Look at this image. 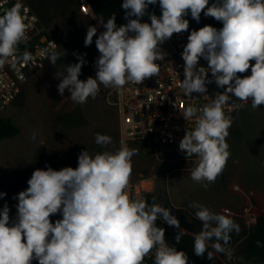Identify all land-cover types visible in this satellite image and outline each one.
<instances>
[{"label": "clouds", "instance_id": "obj_1", "mask_svg": "<svg viewBox=\"0 0 264 264\" xmlns=\"http://www.w3.org/2000/svg\"><path fill=\"white\" fill-rule=\"evenodd\" d=\"M157 3L161 14L148 13L149 5ZM22 7L17 0L0 14V67L17 58L19 44L27 39L29 25ZM121 7L126 24L118 26L113 14L106 22L98 18L105 29L99 35L97 27L87 28L85 47L96 37L99 52L95 77L79 79L87 61L86 53L77 55L78 62L66 66L60 75L58 93L64 96L67 89L73 103L84 104L98 95L101 85L115 89L128 83L139 85L159 75L157 61L167 55L161 45L174 34L189 30L185 19L189 12L197 23L201 13L222 23L219 29L204 25L192 30L181 54L184 79L180 87L186 95L198 93L209 102L183 110L185 120L194 119V128L185 132L179 150L188 158L197 157L191 179L207 188L231 155L226 138L233 119L224 111L229 94L241 102L233 104L235 109L249 102L253 109L264 105V0H213L211 4L209 0H123ZM146 14L150 23L141 22ZM50 47L49 62L56 65L60 58L57 45L52 42ZM201 58L207 61V68L198 66ZM19 59L27 64L33 55L26 49ZM249 69L251 75H239ZM213 81L224 89L215 98L206 94V85ZM111 142L108 135L95 136L98 145ZM135 154L122 144L115 151L95 155L82 151L75 168L34 170L26 190L15 197V220L10 222L6 203L0 211V264H32L33 260L38 264H145L151 253L154 264H189L188 254L169 246L165 229L157 226V220H163L175 227L179 231L174 239L180 243L187 230L171 210L128 195ZM6 195L0 192V198ZM189 206L197 209L195 217L202 222L201 231L194 234V255L207 253L212 260L215 253H221L231 260L233 253L226 245L233 231L239 233V225L231 216L214 213L204 205ZM57 214L62 218L53 223L51 217ZM256 243L262 246L260 241Z\"/></svg>", "mask_w": 264, "mask_h": 264}, {"label": "rangeland", "instance_id": "obj_2", "mask_svg": "<svg viewBox=\"0 0 264 264\" xmlns=\"http://www.w3.org/2000/svg\"><path fill=\"white\" fill-rule=\"evenodd\" d=\"M82 3V0H80ZM80 3V6H81ZM57 18L49 33L60 31L67 20L63 11L55 10ZM81 16L97 27V32L105 31L95 20ZM79 25V23H78ZM59 40L60 58L56 65L51 63L34 72L24 85L22 94L8 106L0 117L9 118L20 128V134L0 141V192L7 195L0 198V211L6 203L10 209V222L16 218L18 193L26 190L27 181L36 169L51 166L55 170L63 167L75 168L82 151L90 155L104 151H115L124 144L121 135V116L109 93L114 88L100 86L98 95L89 98L84 104H75L65 90L64 96L58 93L57 85L66 66L77 63L81 53L74 45V36L80 33L79 26ZM99 53L89 64L82 67L79 79L95 77V61ZM241 76L251 75L249 69ZM97 133L108 135L112 142L106 146L95 143ZM231 153L225 168L214 183L207 188L191 179L190 172L196 166L195 159H183L174 154H156L144 142L126 145L135 150L132 157L130 182L142 177L156 178V195L162 193L170 197L177 209L188 210L195 217L197 209L190 207L198 203L214 213L226 214L224 210L240 212L247 198L236 187L244 191H253L258 199L254 206L258 214L264 212V105L257 109L251 103L243 104L229 129L226 138ZM125 145V144H124ZM239 225L241 235L248 225L242 217L229 215ZM62 217H51L54 223ZM232 264H239L240 258L232 249ZM214 264H229L219 253L215 254ZM34 264L38 261L34 260ZM252 264H264L254 261Z\"/></svg>", "mask_w": 264, "mask_h": 264}, {"label": "built area", "instance_id": "obj_3", "mask_svg": "<svg viewBox=\"0 0 264 264\" xmlns=\"http://www.w3.org/2000/svg\"><path fill=\"white\" fill-rule=\"evenodd\" d=\"M16 2L17 0H0V14H3ZM20 3L23 5L21 14L26 17L25 23L29 25L27 39L19 44L17 58L0 67V114L21 95L29 77L50 64L52 42L56 43L55 50L60 56L59 42L51 37L29 2L20 0ZM80 9L83 15L99 23L98 18L101 17L97 15L87 0H82ZM192 30L198 29H189L181 34H174L170 40L161 45L167 55L164 60L157 61L160 64L158 76L146 78L139 85L128 83L122 89L114 88L109 93V97L113 98L112 104L117 106L120 111L121 135L125 145L137 141L145 143L150 139L155 141L160 148V152H154L156 154L169 153L183 159L196 158L195 155L188 158L185 152L179 150V142L185 132L194 128V119L185 120L182 116L183 110L189 105L199 108L209 102L198 93H193L191 96L186 95L180 87L181 81L184 79V61L181 54ZM26 49L33 55V60L27 64L19 59ZM198 66L207 68V61L201 58ZM208 78L212 79L210 72ZM206 87V94L211 98H215L217 92L224 91V89L218 88L214 81L207 84ZM229 95L231 99L229 104L224 106V111L226 115H231L234 122L242 106L235 109L233 104L241 102L231 94ZM156 187L155 177L142 176L129 182L128 195L132 199H144L148 202L149 198L155 195ZM236 189L246 196L245 206L240 212L229 209L224 212L242 217L248 228L252 229L257 225L258 217L261 215L258 214L253 204L258 199L253 191H244L240 186H237ZM163 222V220H157V226L161 227ZM165 239L169 246L176 247L166 237ZM145 264H154V253L145 258Z\"/></svg>", "mask_w": 264, "mask_h": 264}, {"label": "trees", "instance_id": "obj_4", "mask_svg": "<svg viewBox=\"0 0 264 264\" xmlns=\"http://www.w3.org/2000/svg\"><path fill=\"white\" fill-rule=\"evenodd\" d=\"M34 10V12L39 16L42 24L46 28H50L52 23L57 18L55 14L56 9L63 11V16L66 18L67 22L60 31H53L50 33L51 37L57 41L61 40L68 34H70L78 25L80 33L74 36V45L76 49L81 53L85 54L84 59L87 61L86 64L91 63L98 54V50L95 46V39L93 38L92 45L85 47L84 39L86 36L88 26H92V23L88 20H85L80 14V0H27ZM94 11L106 22L107 19L115 14L116 23L118 26L126 24L127 20L124 19L125 11L121 7L123 0H87ZM213 0H209L211 4ZM148 13H155L157 16L161 14L158 3L156 5H149L147 9ZM135 19V17H132ZM189 21V29H199L204 25H212L217 29L222 28V23L216 21L212 17H205L201 13V18L199 23L194 20L190 12L185 17ZM141 22L150 23L149 17L146 14L141 18ZM97 35L99 33L97 32ZM254 63V61L250 62ZM22 94V93H21ZM20 134V128L15 125L11 119L0 117V141L7 139L9 137L17 136ZM147 146H150L154 152H160L158 144L153 140H148L145 142ZM1 187V185H0ZM149 204L157 203L161 206L169 208L171 214L174 215L179 221L182 229L187 230V234L184 235L179 244H176L174 237L177 234V230L173 226H169L166 222L161 223V227L165 229V237L174 243L178 250H183L188 254L189 264H214V259H207V253L203 257H197L193 252L194 244V234L199 233L202 229V222L191 214L188 210L176 209L172 206V203L167 194L162 193L160 195H155L149 198ZM231 240L226 247L235 249L240 258L239 264H252L254 261H264V212L258 217V222L255 227L252 229H245L241 235H237L235 231L231 234ZM257 241H260V247L257 246ZM209 251H214L211 247ZM216 254V253H215ZM221 257L229 264H232V260L227 259L224 254H221ZM34 264V260L32 261Z\"/></svg>", "mask_w": 264, "mask_h": 264}, {"label": "crops", "instance_id": "obj_5", "mask_svg": "<svg viewBox=\"0 0 264 264\" xmlns=\"http://www.w3.org/2000/svg\"><path fill=\"white\" fill-rule=\"evenodd\" d=\"M169 199H170V197H169ZM170 201H171V199H170ZM171 203H172V201H171ZM172 206L175 207L176 209L178 208V207H176L173 203H172Z\"/></svg>", "mask_w": 264, "mask_h": 264}]
</instances>
